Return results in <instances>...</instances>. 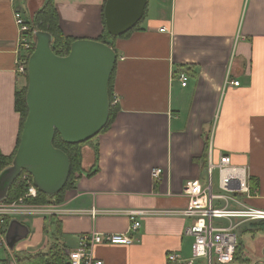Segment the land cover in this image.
<instances>
[{
    "label": "crops",
    "instance_id": "crops-1",
    "mask_svg": "<svg viewBox=\"0 0 264 264\" xmlns=\"http://www.w3.org/2000/svg\"><path fill=\"white\" fill-rule=\"evenodd\" d=\"M105 1L54 0L64 35L96 39ZM43 3L0 0V153L6 157L17 147L16 92L26 83L16 71L13 12L32 23ZM114 51L119 109L112 123L83 145L84 171L54 204L57 213L16 218L28 233L12 250L0 235V260L45 252L58 223L64 251L76 248L81 234L127 233L131 244L95 245L93 257L104 264H181L191 257L193 239L184 231L191 219L174 211L188 205L185 182L203 180L208 158L216 162L220 154L247 167L250 196L235 199L264 211V0H147L137 27L116 37ZM91 168L97 171L88 175ZM153 168L163 170L159 180ZM128 210L150 212L133 232ZM261 221L231 222L242 264H264V229L254 225Z\"/></svg>",
    "mask_w": 264,
    "mask_h": 264
},
{
    "label": "water",
    "instance_id": "water-1",
    "mask_svg": "<svg viewBox=\"0 0 264 264\" xmlns=\"http://www.w3.org/2000/svg\"><path fill=\"white\" fill-rule=\"evenodd\" d=\"M147 0H106L105 25L118 37L142 18ZM35 46L27 67V115L11 165L0 172V202L12 182L26 172L40 192L54 196L67 181V155L53 146L58 132L70 144L97 136L109 117L108 83L116 53L94 39H76L65 56L51 50L48 32L34 31ZM27 228L12 218L4 241L9 250L26 237Z\"/></svg>",
    "mask_w": 264,
    "mask_h": 264
},
{
    "label": "built area",
    "instance_id": "built-area-1",
    "mask_svg": "<svg viewBox=\"0 0 264 264\" xmlns=\"http://www.w3.org/2000/svg\"><path fill=\"white\" fill-rule=\"evenodd\" d=\"M14 21L17 27V61L16 71L24 78L27 76L28 61L34 50V31L32 25L26 17L18 10L13 12ZM164 30V28L162 29ZM182 86L187 83V76L179 74ZM228 84L238 85L237 80H227ZM118 98L113 94V103H117ZM206 165L207 181L200 179L188 180L183 186V192L188 197V205L183 210L174 211L191 219V223L185 227V234L192 237L191 257L181 264H232L235 248L238 239L235 234V224L228 226L215 225L216 219H246L264 220V211L256 210L235 199V195L250 196L249 175L246 166L232 164L231 158L227 154H220L218 160L214 162L208 158ZM218 168V189L228 193H214L212 191V170ZM163 170L153 168L151 176L159 180ZM26 183V190L23 197L11 203L0 202V228L6 216L17 215H43L56 214L54 204H36L27 201L35 199L38 195L37 188L31 182L29 174L21 173ZM230 194V195H229ZM233 203L234 208L228 207ZM237 205V206H235ZM125 214L131 219L128 228L129 232L136 231L140 226V217L150 214L146 210H128ZM1 235V232H0ZM132 236L127 233H89L81 234L76 248L65 250L68 264H104L102 260L95 259L92 249L98 244H131ZM176 254H169L168 261H176ZM7 264V263H0ZM8 264H14L9 262Z\"/></svg>",
    "mask_w": 264,
    "mask_h": 264
},
{
    "label": "trees",
    "instance_id": "trees-1",
    "mask_svg": "<svg viewBox=\"0 0 264 264\" xmlns=\"http://www.w3.org/2000/svg\"><path fill=\"white\" fill-rule=\"evenodd\" d=\"M104 6L102 10L103 30L101 34L94 40L104 43L114 50V41L116 37L110 35L106 29L105 17H104ZM30 24L32 25L33 29L45 31L51 35L52 40L50 43V47L53 53H55L58 56L67 55L70 51L71 43L76 40L72 37L64 35V33L62 32L60 25H59V18H58V14L55 8L54 0H44L43 5L35 12L33 21L32 23L30 22ZM136 27H137V24L131 30H133ZM131 30L127 31L123 35L128 34ZM34 46H35V43H34ZM113 75H114V69L112 71V74L110 76V80L108 83L109 117H108L106 125L100 131V133L108 129V127L112 123L119 109L118 104L113 103V94H114ZM25 81H26L25 85L16 92V100H15L16 109L20 114V134L18 138L17 147L14 150V152L8 157L3 156L0 153V172L3 169H5L7 166L11 165L13 157L16 153V150L20 142V136L22 132L23 123L25 121L27 111H28L27 105H26V91H27V83H28L27 76L25 77ZM93 138H96V136ZM88 143H91V139L84 143H79V144L66 143L61 139L59 133L56 132L53 138V146L55 148L62 150L67 155L69 159V163H70V171H69V175L65 183V186L54 196H48L38 190L37 197L35 199H28L27 201L33 202L36 204H59L61 203L64 198V193L66 189L72 187L73 182L76 179V177L81 175L84 171L82 167V147L83 145L88 144ZM206 156H207V146L205 145L203 157L205 158ZM97 158H98V150L95 147L94 148L95 162ZM96 171H97V168H91L90 170L87 171V174L90 175L91 173H94ZM21 176L22 174L19 175L12 182L11 186L9 187L7 196L2 201V203H11L13 201L18 200L20 197L24 196V193L26 190V183ZM29 178L31 179V182H32V178L30 175H29ZM11 219H12L11 216H6L4 218V222L0 228L1 235L5 234L6 228ZM254 225L261 226L260 229H264V221L255 222ZM60 235H61L60 234V224L57 223L55 234L53 236V240L50 242L45 252L37 251L34 253L22 255V256L15 255L12 257L7 255L4 259L0 260V263L8 264L9 262H14V264H68L67 259H66V254L59 241ZM243 250H244L243 246L241 245V243L238 242L237 247L235 248V251H234L232 264H236L237 261H240L242 263L246 262L245 256L243 255Z\"/></svg>",
    "mask_w": 264,
    "mask_h": 264
},
{
    "label": "rangeland",
    "instance_id": "rangeland-1",
    "mask_svg": "<svg viewBox=\"0 0 264 264\" xmlns=\"http://www.w3.org/2000/svg\"><path fill=\"white\" fill-rule=\"evenodd\" d=\"M95 140V138H93V139H91V142H93ZM203 182H205V181H207V174H206V172H204V174H203ZM211 180H212V191L214 192V193H223V194H226V195H228V193H226V192H224V191H220L219 189H218V168H213V170H212V176H211ZM230 195V194H229ZM228 207H230V208H234V204L233 203H231V204H229V206ZM12 218H17V219H21L22 218V216H20V215H17V214H11L10 215ZM238 220V219H237ZM236 221V218H234V219H232V221L230 220V219H216V220H214V223H215V225H218V224H220V225H224V226H228L229 224H230V222H235ZM250 221V220H249ZM238 231V229L236 228V232ZM2 254H4L3 252H2ZM203 263V262H202ZM236 264H242V262H240V261H237L236 262Z\"/></svg>",
    "mask_w": 264,
    "mask_h": 264
}]
</instances>
